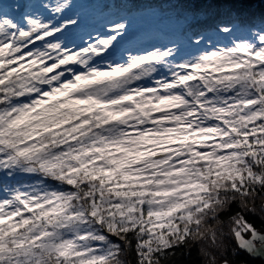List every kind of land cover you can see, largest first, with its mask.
I'll list each match as a JSON object with an SVG mask.
<instances>
[{
	"label": "snow or ice",
	"instance_id": "1",
	"mask_svg": "<svg viewBox=\"0 0 264 264\" xmlns=\"http://www.w3.org/2000/svg\"><path fill=\"white\" fill-rule=\"evenodd\" d=\"M20 8L0 3V174L38 179L0 187V264H166L194 243L205 264L264 260V223L246 218L264 221V26L219 24L236 38L179 63L172 43L98 64L127 16L75 50L57 34L79 17Z\"/></svg>",
	"mask_w": 264,
	"mask_h": 264
},
{
	"label": "trees",
	"instance_id": "2",
	"mask_svg": "<svg viewBox=\"0 0 264 264\" xmlns=\"http://www.w3.org/2000/svg\"><path fill=\"white\" fill-rule=\"evenodd\" d=\"M30 3L31 0H20L19 12H24ZM94 4H97L95 7L98 9L97 13L92 14L86 21L89 28H96L98 24H92L95 20L103 21L118 15L129 17L142 12L158 14L157 20L160 25H157V29L150 33H157L160 29V34L166 36L162 40V45L192 44L190 37L194 32L204 37L207 34L220 37L223 33L215 30L219 24H236L241 34H247L248 29L253 26L257 28L264 26V0H197L194 3L191 0H90L87 5L93 7ZM199 45L206 47L205 41ZM113 56L114 58L119 57L116 54ZM29 180V177L4 179L0 174V186L7 184L14 187ZM50 183L53 182L50 181ZM262 202H264V196L258 197L257 208ZM232 208L235 210L237 205H232ZM246 218L254 221L257 227L264 223L259 216L253 217L251 214H246ZM224 246L231 257L232 249L236 248L235 239H226ZM201 248L207 250V245L194 243L190 249L186 248L183 252L177 249L175 254L168 258L166 264H205L206 257L201 252ZM236 250L239 255L232 257L234 264H243L245 261L248 264H264V260L259 258L253 260L245 252L238 248ZM215 251L219 255L221 250ZM122 259L127 264H134L135 254L129 252Z\"/></svg>",
	"mask_w": 264,
	"mask_h": 264
},
{
	"label": "rangeland",
	"instance_id": "3",
	"mask_svg": "<svg viewBox=\"0 0 264 264\" xmlns=\"http://www.w3.org/2000/svg\"><path fill=\"white\" fill-rule=\"evenodd\" d=\"M90 0H68V7L63 11V13L57 17H52L51 14L45 9L40 8L42 3L47 2V0H31V3L28 7H32L38 9L40 15L45 18H51L53 23H60L61 20L67 18H76L79 17V24L76 26H69L65 31H63L58 35V38L62 44H64L69 49L79 50L81 47H85L89 43L97 42L98 38H106L110 32L108 30L107 24L110 19L107 20H95L93 21V25H96V28H89L87 19L90 18L92 14L97 13V4H94L93 7L88 6V2ZM0 3H20V0H0ZM119 16V15H118ZM118 16H114L116 18ZM158 14L142 12L139 15H130L128 17L129 27L128 31L120 38L117 39L115 44L111 47V49L106 53L102 54L103 59L96 58V63L98 64H106L109 61H120L126 59L129 53L138 54L144 51L152 50L154 48H160L165 46H171V43L162 45V40L166 38L164 34H160V29L157 33L154 32L157 29V25H160L157 20ZM91 24V23H90ZM226 35V34H225ZM241 37H246L247 34L239 33ZM227 36V37H226ZM224 36V34L219 35H210L207 34L204 37L206 47L195 44H177V53L175 55V59L173 63H179L185 59H188L191 56L199 54L202 50H207L210 48H215L218 46L228 45L232 42L235 36L228 34ZM218 37V38H217ZM51 38L46 37L45 41L50 40ZM44 42L39 40H34V44L36 47H42ZM31 50L33 45L28 46ZM119 56L118 58H114L113 55ZM78 68H82V66H76ZM160 73L163 75H170L166 69L161 68ZM158 75H153L151 79L145 78V83L147 86H154L155 80L159 79ZM1 177L4 179H15V178H24L29 177V181H25L24 185L34 184L37 181V177L31 174H16L12 178H8L1 174ZM50 183V181H48ZM3 186V185H2ZM0 186V187H2ZM2 194V193H0Z\"/></svg>",
	"mask_w": 264,
	"mask_h": 264
}]
</instances>
